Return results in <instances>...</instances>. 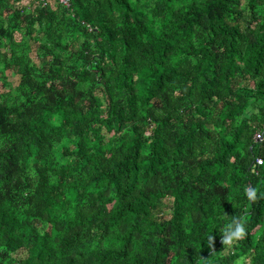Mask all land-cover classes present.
Masks as SVG:
<instances>
[{"label":"trees","instance_id":"16d2710c","mask_svg":"<svg viewBox=\"0 0 264 264\" xmlns=\"http://www.w3.org/2000/svg\"><path fill=\"white\" fill-rule=\"evenodd\" d=\"M0 80V264H264V0H0Z\"/></svg>","mask_w":264,"mask_h":264},{"label":"clouds","instance_id":"9594fccd","mask_svg":"<svg viewBox=\"0 0 264 264\" xmlns=\"http://www.w3.org/2000/svg\"><path fill=\"white\" fill-rule=\"evenodd\" d=\"M244 195L248 200H255L257 198V191L255 188H246ZM245 235V224L237 219L231 220L224 228L222 243L225 245L233 243L235 240L243 238ZM210 244L213 243V237H209Z\"/></svg>","mask_w":264,"mask_h":264},{"label":"built area","instance_id":"2783aa9c","mask_svg":"<svg viewBox=\"0 0 264 264\" xmlns=\"http://www.w3.org/2000/svg\"><path fill=\"white\" fill-rule=\"evenodd\" d=\"M52 1H57L59 3H61L64 6L69 7L70 6V0H35L32 2L37 3L38 5H41L42 7L47 6L48 4H50ZM264 136H263V132L259 131L255 134V140L258 142L263 141ZM256 164L257 165H262L263 164V159L261 158H257L256 159Z\"/></svg>","mask_w":264,"mask_h":264},{"label":"rangeland","instance_id":"374dc122","mask_svg":"<svg viewBox=\"0 0 264 264\" xmlns=\"http://www.w3.org/2000/svg\"><path fill=\"white\" fill-rule=\"evenodd\" d=\"M23 3H24V5H29V4H31V3H33V2H32V0H23ZM7 74H8V80H9L10 82H12L14 86L17 85L18 82H19V76H18V75H15V74H14L13 72H11V71H8ZM4 90H5V88L3 87L2 81L0 80V92H2V91H4ZM242 263H243V260H242V259H240V260L237 262V264H242Z\"/></svg>","mask_w":264,"mask_h":264}]
</instances>
